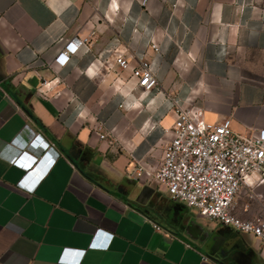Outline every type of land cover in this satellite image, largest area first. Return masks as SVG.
<instances>
[{
  "label": "crops",
  "instance_id": "crops-1",
  "mask_svg": "<svg viewBox=\"0 0 264 264\" xmlns=\"http://www.w3.org/2000/svg\"><path fill=\"white\" fill-rule=\"evenodd\" d=\"M141 1L0 0V264H264L258 237L153 177L175 104L264 128V0ZM117 53L149 59L158 85L144 93ZM250 181L244 219L264 213V175Z\"/></svg>",
  "mask_w": 264,
  "mask_h": 264
},
{
  "label": "built area",
  "instance_id": "built-area-1",
  "mask_svg": "<svg viewBox=\"0 0 264 264\" xmlns=\"http://www.w3.org/2000/svg\"><path fill=\"white\" fill-rule=\"evenodd\" d=\"M141 2L146 4V0ZM88 40L84 36L68 40L54 63L64 65ZM152 48L157 51L158 45L152 43ZM115 59L122 73L130 72L128 80L144 93L158 85L149 59L133 64L123 53H117ZM174 112L171 138L153 174L155 182L173 200L184 202L206 219L258 237L264 247V215L244 219L235 213L236 196L251 184L250 174L257 171L264 175V128L250 135L238 134L232 119L207 121L204 108L191 101L188 105L175 104Z\"/></svg>",
  "mask_w": 264,
  "mask_h": 264
},
{
  "label": "snow or ice",
  "instance_id": "snow-or-ice-1",
  "mask_svg": "<svg viewBox=\"0 0 264 264\" xmlns=\"http://www.w3.org/2000/svg\"><path fill=\"white\" fill-rule=\"evenodd\" d=\"M144 83L147 84L148 81L145 80ZM221 131H223V130L221 129ZM44 147L46 148L47 146L44 145ZM262 155H264V154H262ZM25 158H26V159H31L33 164L37 163V161H36L34 158H32V157H28L27 154H25ZM25 167H27V168H31L32 165H26ZM248 182L250 183L251 181H248Z\"/></svg>",
  "mask_w": 264,
  "mask_h": 264
},
{
  "label": "rangeland",
  "instance_id": "rangeland-1",
  "mask_svg": "<svg viewBox=\"0 0 264 264\" xmlns=\"http://www.w3.org/2000/svg\"><path fill=\"white\" fill-rule=\"evenodd\" d=\"M264 215V213H262Z\"/></svg>",
  "mask_w": 264,
  "mask_h": 264
},
{
  "label": "water",
  "instance_id": "water-1",
  "mask_svg": "<svg viewBox=\"0 0 264 264\" xmlns=\"http://www.w3.org/2000/svg\"><path fill=\"white\" fill-rule=\"evenodd\" d=\"M230 230H232V229L230 228Z\"/></svg>",
  "mask_w": 264,
  "mask_h": 264
}]
</instances>
